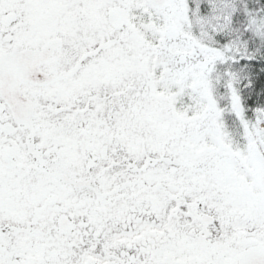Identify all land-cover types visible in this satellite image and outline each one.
Here are the masks:
<instances>
[{
  "label": "snow or ice",
  "instance_id": "6c2138e0",
  "mask_svg": "<svg viewBox=\"0 0 264 264\" xmlns=\"http://www.w3.org/2000/svg\"><path fill=\"white\" fill-rule=\"evenodd\" d=\"M0 264H264V0H0Z\"/></svg>",
  "mask_w": 264,
  "mask_h": 264
}]
</instances>
